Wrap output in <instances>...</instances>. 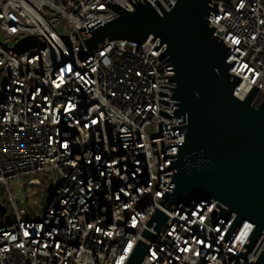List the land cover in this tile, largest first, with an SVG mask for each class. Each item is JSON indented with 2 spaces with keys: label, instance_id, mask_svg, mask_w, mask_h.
Wrapping results in <instances>:
<instances>
[{
  "label": "built area",
  "instance_id": "2783aa9c",
  "mask_svg": "<svg viewBox=\"0 0 264 264\" xmlns=\"http://www.w3.org/2000/svg\"><path fill=\"white\" fill-rule=\"evenodd\" d=\"M108 1L0 0V264H126L139 240L149 245L142 264H255L264 231L242 258L256 226L246 219L225 248L236 213L215 219L213 198L177 204L160 232L146 224L173 173L163 157L179 150L160 145L185 140L159 133V122L172 126L183 116L160 112H174L173 90L160 86L176 85L168 56L112 40L79 58L75 32L90 21L87 14L103 21L119 14ZM216 3L210 26L231 46L227 61L242 78L236 94L242 88L246 97L257 86L258 103L264 0ZM28 36L38 46L14 55Z\"/></svg>",
  "mask_w": 264,
  "mask_h": 264
},
{
  "label": "water",
  "instance_id": "95a60500",
  "mask_svg": "<svg viewBox=\"0 0 264 264\" xmlns=\"http://www.w3.org/2000/svg\"><path fill=\"white\" fill-rule=\"evenodd\" d=\"M128 10L114 0L107 5L119 12L107 21L93 13L89 22L77 29L80 39L79 58L112 40H131L150 49L158 59L168 56L174 65V74H167L175 87L169 101H174V112L160 108L171 117L183 116L176 125L159 122V133L173 136L185 134L183 142L160 145L161 148L178 145V153L168 154L167 169H173L171 180L146 224L158 232L168 220L173 208L186 199L213 198L217 200L210 215L215 219L236 217L221 240L227 248L241 223L246 219L255 228L239 256L246 258L264 231V96L256 103L259 87L253 86L245 98L236 94L242 78L231 72L229 51L218 35L217 27L210 26L209 16L217 1L231 0H166L167 10L159 0L135 4L128 0ZM213 15V14H212ZM39 41L28 36L12 49L14 55L37 47ZM165 182V184H166ZM3 207V212L5 207ZM144 236L155 240L156 233L146 230ZM149 245L139 240L126 264H142ZM264 264V247L255 262Z\"/></svg>",
  "mask_w": 264,
  "mask_h": 264
},
{
  "label": "bare ground",
  "instance_id": "6f19581e",
  "mask_svg": "<svg viewBox=\"0 0 264 264\" xmlns=\"http://www.w3.org/2000/svg\"><path fill=\"white\" fill-rule=\"evenodd\" d=\"M237 95H238L239 97H241V98H244L245 95H246V91L243 90L242 88H240V89L238 90V92H237Z\"/></svg>",
  "mask_w": 264,
  "mask_h": 264
},
{
  "label": "rangeland",
  "instance_id": "374dc122",
  "mask_svg": "<svg viewBox=\"0 0 264 264\" xmlns=\"http://www.w3.org/2000/svg\"><path fill=\"white\" fill-rule=\"evenodd\" d=\"M14 191H15V193L18 194V190L17 189H15ZM43 196H44V198H47V192H44V195ZM19 206L24 207V204L21 203V202H19Z\"/></svg>",
  "mask_w": 264,
  "mask_h": 264
}]
</instances>
